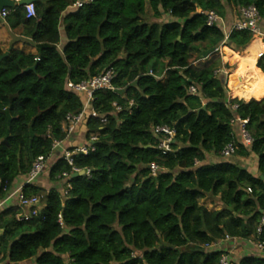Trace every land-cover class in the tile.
I'll list each match as a JSON object with an SVG mask.
<instances>
[{
    "label": "trees",
    "instance_id": "1",
    "mask_svg": "<svg viewBox=\"0 0 264 264\" xmlns=\"http://www.w3.org/2000/svg\"><path fill=\"white\" fill-rule=\"evenodd\" d=\"M75 1L38 0L31 19L22 7L7 9L3 22L20 30L17 43L26 39L36 53L26 54L14 43L8 50L0 46V57L9 51L0 62V198L27 178L38 158L51 157L54 142L66 140V117L78 115L85 103L84 95L67 88L69 82L80 84L113 69L117 92L94 94L98 118L85 123L86 140L98 135L94 152L73 157V168L90 170V177H74L61 158L47 176L51 184L61 183L62 192L34 184L22 189L26 197L40 198L39 217L19 222L15 201L0 210L2 262L220 264L228 245L205 246L227 236L264 240V232L257 235L264 210V57L256 63L264 48L256 40L240 60L236 52L253 37L230 35L226 59L241 61L227 81L230 89V76L236 80L237 99L231 100L220 52L203 59L220 47L224 31L208 27L199 13L224 19L227 8L255 6L264 18V0H94L62 19ZM146 4L154 19L170 20L144 22ZM62 26L66 44L60 51ZM255 72L260 78L252 77ZM192 86L196 95L189 93ZM237 118L248 121L250 148L231 123ZM156 126L177 132L167 154L158 149ZM232 142L235 156L222 159ZM210 155L217 162L207 163ZM251 156L257 158L256 174L237 161ZM152 164L164 171L153 177ZM209 197L218 210L200 204ZM231 264H264V257Z\"/></svg>",
    "mask_w": 264,
    "mask_h": 264
},
{
    "label": "built area",
    "instance_id": "2",
    "mask_svg": "<svg viewBox=\"0 0 264 264\" xmlns=\"http://www.w3.org/2000/svg\"><path fill=\"white\" fill-rule=\"evenodd\" d=\"M16 5L21 0H11ZM94 2V0H76L72 5H70L63 13L62 19L66 16H69L71 14H74L78 12L80 9H82L84 6L91 5ZM26 13L27 19L34 18L36 16V9H35V3H30L27 5H24L22 7ZM239 14V20L233 24V26L227 30L225 27V22L222 18H220L215 12H202L199 11L200 14L205 16L207 18V25L208 27H214V26H220L225 34V39L220 45V47L217 50V52H221L223 48H225V44L227 43L230 35L233 32H248L252 35L253 40H260L261 42H264V18L261 17L258 9L255 6H249V7H242L238 9ZM9 15V11L7 9L0 10V21H4ZM59 50L62 51L59 45ZM264 57V52H262L258 56V61ZM257 61V62H258ZM37 62H39V59H37ZM115 79V72L113 69L106 70L103 74L94 77L88 81H84L80 84H74L72 82H69L67 84V88L70 89L73 92H76L78 94L85 96V103L83 110L78 115H68L66 117V120L64 122V131L67 134V137L70 136L75 128L79 125H84L88 118H98L97 112L94 110L92 104H93V96L98 91H111L113 93H116L117 90L115 89L113 85V81ZM198 92L197 88L192 86L189 88V93L191 95H196ZM116 111H119L121 108L118 107L116 104L114 105ZM130 106H133V102H130ZM233 109L236 110L237 106H233ZM101 123H106L105 118L101 119ZM234 126L239 127V135L240 139L243 142L245 146L250 148L253 144V139L248 133L246 129V125L248 124L247 120H241V119H235L231 122ZM153 133L155 137L158 138V149L163 152V154H167L171 151V145L175 142V138L177 135V132L175 128H170L168 126H156L153 128ZM66 137V138H67ZM98 135L92 134L88 140L85 141V144L82 145L79 148L73 149V150H64L62 159L73 168V157L78 154H82L84 156H87L90 152H94V143L97 141ZM63 142H54L53 149L54 151L60 147V145ZM236 154V146L232 142L228 144L223 151L221 152V158L222 159H231ZM49 158H38L35 163L33 164V167L30 171V173L27 176V182L25 185L33 184L36 182L40 177H42L46 170H47V161ZM198 162H196V165ZM73 173L79 174L81 172L84 173V175H87V177H90L91 171H81L78 169L73 168ZM150 171L151 175L153 177H156L159 172H163L164 170L160 169L157 165L152 164L150 165ZM63 179H68V174H63ZM1 184V183H0ZM24 185V186H25ZM23 186V187H24ZM23 187L12 190L11 192H8L4 198H0V210L7 207L12 201H15L20 209V213L17 215V220L19 222H28L34 218H37L40 216L44 206L41 203L40 198L38 197H26L23 193ZM4 191V190H3ZM248 193H252V191L249 189ZM64 194L66 192L64 191ZM264 232V210L261 212V218L257 227V235L260 237ZM241 240L238 239H232L230 237H226L222 241H218L213 243L212 245L205 246V249H217L224 245L233 244V246H237ZM246 243L250 244L254 250L255 253L258 256L264 257V240H257V241H245ZM231 258L224 254L220 259V264H231ZM0 264H5L2 262V257L0 256Z\"/></svg>",
    "mask_w": 264,
    "mask_h": 264
},
{
    "label": "crops",
    "instance_id": "3",
    "mask_svg": "<svg viewBox=\"0 0 264 264\" xmlns=\"http://www.w3.org/2000/svg\"><path fill=\"white\" fill-rule=\"evenodd\" d=\"M238 13H239L238 12V9H236V8H227L226 17L223 19V21L225 22V27H226L227 30H229L233 26V24H235L239 20V14ZM169 20L170 19H168V21ZM1 22H3V21H1ZM61 30H62L61 31L62 36H61V44H60V47L63 48L65 46V44H66V39H65V37L63 35L64 34V32H63V26H62ZM16 31H18L19 33H21L20 30H15V32ZM20 35L21 34H19V36L17 35L18 40L20 38ZM20 40L21 41H19L18 43H17V41L14 43L16 49H20V50L24 51L26 54H29V53L35 54L36 53L35 48L31 47L28 44V42L26 41V39L23 38V39H20ZM260 44L262 46V42ZM9 48H10V46H8V48L6 50H8ZM222 51H223V49H222ZM7 52H9V51H7ZM256 63H258V62H256ZM256 63H255V65H256ZM255 70H257V69H255ZM244 72H246V71H243V72H241L239 74H234V75L240 76ZM260 72H262V71H260ZM232 76L233 75H231V79H232ZM260 76L261 75L259 73L255 72L252 77L257 79V78H260ZM244 78L247 79L246 78V75L244 76ZM235 81H236L235 79H232L233 88H234L233 94L237 90V88L235 87ZM244 84L245 83L243 82L242 85H244ZM263 99H264V97L261 100H263ZM260 101H257V102H260ZM237 130H239L238 127H237ZM86 133H87V129L85 127V124L84 125L77 126L75 128L74 132L70 136H68L66 138V140L60 145L59 148H57L54 151V153L48 159V161H47V170H46L45 174L42 177H40L33 184L35 186H38L40 188H43V189H45L47 191L53 188V189H57V190H59V191L62 192V189L59 188V187H61V183L51 184L49 182V178L47 176L48 175V169L51 166H53L55 163H57L59 160H61V158L63 156V151L64 150H73V149L79 148L82 145H84L85 144V141H86ZM237 135H239V132H237ZM237 161L240 164H242L243 166L247 167L253 174H256V169H257V158L256 157L251 156V157H249L247 159L238 158ZM215 162H217V158L214 157V156H212V155H210L208 157V159H207V163H215ZM26 182H27V178H25V177L24 178H20V180H18V182H17L18 185L14 188V190H17V189L23 187L26 184ZM226 247L228 248L226 254L233 261H240V259H242L245 256H251V255L252 256H258L255 253L254 248L250 244L246 243L245 241H240L239 244L237 246H235V247L233 246V244H229Z\"/></svg>",
    "mask_w": 264,
    "mask_h": 264
},
{
    "label": "rangeland",
    "instance_id": "4",
    "mask_svg": "<svg viewBox=\"0 0 264 264\" xmlns=\"http://www.w3.org/2000/svg\"><path fill=\"white\" fill-rule=\"evenodd\" d=\"M143 21L148 23V24H151L153 22H158V23H164V22H168V19H161V20H156L153 18V13L150 9V6L149 4H146V11H145V15L143 16ZM19 32L18 31H12L10 30L4 22H1L0 21V45L2 46L3 50H6L8 48V46H11L12 43H15L18 38H17V35L19 36ZM256 41V40H253L251 42V44L249 46H247L245 49L239 51V52H236L238 54L241 55V59L244 58L245 54L248 52L250 46L252 45V43ZM262 47L264 48V45L262 43ZM219 56L221 57L222 59V62H223V65H227L228 68H225L222 70L221 74H223V77H224V81L227 83L228 81V78H229V75L232 73V71H234L237 67L240 66V62L239 61L236 65V63H231L229 62L227 59H226V53L224 52V50L220 52ZM255 66V65H254ZM256 67V66H255ZM230 80L232 81L231 79V76H230ZM227 90H228V97L232 99H237L235 97H233V82H232V85L230 87V89L228 88V83H227ZM239 100V99H238ZM63 187V186H61ZM59 187V188H61ZM62 189V188H61ZM200 204L202 206H205L208 210L210 211H216L219 209V206L217 204V200L215 199H212L211 197L205 199V200H201L200 201Z\"/></svg>",
    "mask_w": 264,
    "mask_h": 264
},
{
    "label": "water",
    "instance_id": "5",
    "mask_svg": "<svg viewBox=\"0 0 264 264\" xmlns=\"http://www.w3.org/2000/svg\"><path fill=\"white\" fill-rule=\"evenodd\" d=\"M38 0H21L18 5H16L14 2H12L11 0H0V10L2 9H15L17 7H23L24 5L30 4V3H36ZM217 50L213 49L208 51L207 53H205L203 55V59H207L210 55L216 53ZM9 55V52L5 53V55H3L2 57H0V62H2L3 59L7 58ZM119 94H122L121 92H119ZM206 110V106L204 105L202 107V109L200 111H205ZM84 173L81 172L79 174H75L74 177L77 176H83Z\"/></svg>",
    "mask_w": 264,
    "mask_h": 264
},
{
    "label": "bare ground",
    "instance_id": "6",
    "mask_svg": "<svg viewBox=\"0 0 264 264\" xmlns=\"http://www.w3.org/2000/svg\"><path fill=\"white\" fill-rule=\"evenodd\" d=\"M263 43V42H262Z\"/></svg>",
    "mask_w": 264,
    "mask_h": 264
}]
</instances>
